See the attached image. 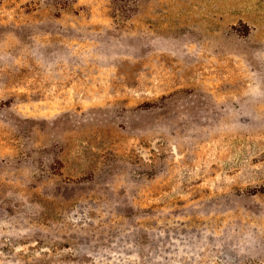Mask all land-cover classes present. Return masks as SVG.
<instances>
[{
  "label": "rangeland",
  "instance_id": "1",
  "mask_svg": "<svg viewBox=\"0 0 264 264\" xmlns=\"http://www.w3.org/2000/svg\"><path fill=\"white\" fill-rule=\"evenodd\" d=\"M0 264H264V0H0Z\"/></svg>",
  "mask_w": 264,
  "mask_h": 264
}]
</instances>
